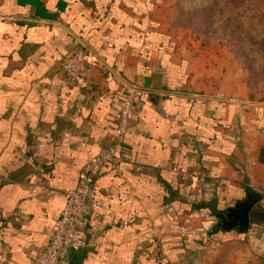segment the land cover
I'll return each instance as SVG.
<instances>
[{
	"label": "crops",
	"instance_id": "0c3cea01",
	"mask_svg": "<svg viewBox=\"0 0 264 264\" xmlns=\"http://www.w3.org/2000/svg\"><path fill=\"white\" fill-rule=\"evenodd\" d=\"M159 1L0 0V264H38L65 192L117 142L120 80L141 108L123 160L94 169L85 246L63 264H264V99L195 88ZM80 44L96 57L70 83Z\"/></svg>",
	"mask_w": 264,
	"mask_h": 264
},
{
	"label": "rangeland",
	"instance_id": "374dc122",
	"mask_svg": "<svg viewBox=\"0 0 264 264\" xmlns=\"http://www.w3.org/2000/svg\"><path fill=\"white\" fill-rule=\"evenodd\" d=\"M155 11L195 88L264 99V0H160Z\"/></svg>",
	"mask_w": 264,
	"mask_h": 264
},
{
	"label": "built area",
	"instance_id": "2783aa9c",
	"mask_svg": "<svg viewBox=\"0 0 264 264\" xmlns=\"http://www.w3.org/2000/svg\"><path fill=\"white\" fill-rule=\"evenodd\" d=\"M95 54L83 44L76 51L61 62L60 68L68 82L79 80L86 69L92 65ZM124 96L115 116L114 129L117 133V142L100 150L86 162L80 173L75 188L65 192L66 202L55 229L50 233L48 244L38 259V264H63L73 251L85 246L81 236V222L89 215L91 205L89 196L94 182V169L100 165L117 166L124 158L125 133L130 120L137 115L141 103L137 99L139 90L132 84L120 80Z\"/></svg>",
	"mask_w": 264,
	"mask_h": 264
},
{
	"label": "water",
	"instance_id": "95a60500",
	"mask_svg": "<svg viewBox=\"0 0 264 264\" xmlns=\"http://www.w3.org/2000/svg\"><path fill=\"white\" fill-rule=\"evenodd\" d=\"M255 204L254 200H247L241 204H239V218L241 221V225L247 228L250 224V212L252 211L253 205ZM238 211V210H237ZM68 264H77L75 261H71Z\"/></svg>",
	"mask_w": 264,
	"mask_h": 264
},
{
	"label": "trees",
	"instance_id": "16d2710c",
	"mask_svg": "<svg viewBox=\"0 0 264 264\" xmlns=\"http://www.w3.org/2000/svg\"><path fill=\"white\" fill-rule=\"evenodd\" d=\"M31 1L39 7L40 3L38 2V0H31ZM261 155L262 157L264 156V151L261 153Z\"/></svg>",
	"mask_w": 264,
	"mask_h": 264
}]
</instances>
